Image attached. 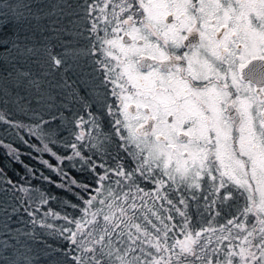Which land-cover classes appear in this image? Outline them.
I'll list each match as a JSON object with an SVG mask.
<instances>
[{"label":"snow or ice","instance_id":"1","mask_svg":"<svg viewBox=\"0 0 264 264\" xmlns=\"http://www.w3.org/2000/svg\"><path fill=\"white\" fill-rule=\"evenodd\" d=\"M7 8L17 18L24 15L11 4ZM86 10L90 17L97 10L100 13L89 28L97 33L89 54L99 53L95 71L102 75L98 87L104 89L95 92L94 102L112 118L118 147L135 167L129 170L118 163L116 169L97 173L96 194H90L81 209L85 216L71 221L77 231L61 230L84 253L83 259L73 258L75 264H106L102 258L114 253L118 264H264V0H103V6L94 2ZM0 15L7 17L8 12L0 8ZM47 54L53 67L59 68L67 51L54 55L48 49ZM83 124L79 117L76 127ZM91 124L100 127L95 117ZM84 138V131L75 135L76 141ZM66 146L81 156L77 143ZM111 174L130 182L125 186L137 193L144 192L137 181L157 185L156 198L184 217L183 224L169 225L165 219L175 218L156 212L152 215L162 227L144 217L154 232L131 223L128 211L135 215V197L125 208L129 192L121 196L105 185ZM115 183L119 186L121 180ZM172 185L177 191L192 190L193 196L195 190L206 189L213 205L238 204L236 214L219 229L190 230L186 212L176 208L167 193L160 195V189ZM82 187L91 193V185ZM20 191L28 189L21 186ZM39 199L48 203L43 194ZM178 203L187 206L183 198ZM88 215L91 219L85 218ZM101 216L104 225L97 220ZM121 224L135 229V235L127 233L130 243L123 249L114 247L111 238ZM85 225L93 227L85 232ZM177 227L182 238L174 231ZM217 231L221 235L209 251ZM78 233L83 238L78 239ZM116 235L119 240L125 233ZM129 254L135 255L128 259ZM12 264L31 262L22 257Z\"/></svg>","mask_w":264,"mask_h":264},{"label":"trees","instance_id":"2","mask_svg":"<svg viewBox=\"0 0 264 264\" xmlns=\"http://www.w3.org/2000/svg\"><path fill=\"white\" fill-rule=\"evenodd\" d=\"M83 3L88 4L87 0H0V8L8 12L7 17L0 15V117H3L0 119V250L10 257V260L8 256L4 260L8 264H12L11 258L14 256L17 257L16 260L27 257L31 264H75L74 257L84 258L82 249L66 239L69 233L61 234V230L67 228L77 231L71 221L85 216L81 211L85 207L84 201L90 198V194H96L97 185L92 181L95 177L93 178V171L89 167L79 165L80 170H76L72 164L69 165V160L60 164L55 157L72 154L73 149L66 145L73 142V132L68 129L69 125L67 129L63 128L68 118H84V128L89 136L87 140L93 142L92 138H96L95 142H99L106 140L105 137L110 138L95 144L96 147L86 144L85 149L84 146H79L91 158L89 164L113 165L116 169L120 163L129 170L135 167L133 159L118 147L119 141L114 136L112 118L94 102L95 98L91 99L89 96L86 79L90 77L92 80L95 77L97 82L94 84L97 86L102 75L95 71L94 60L99 57V53L96 56L87 55L76 49L83 42L91 49L97 35L89 31L91 21L87 19L90 17L87 13V21L80 23V6ZM10 4L24 15L17 18L8 10L7 5ZM77 20L79 25L75 23ZM84 26L86 34L82 30ZM85 36L87 40H84ZM48 49L54 55L67 51V55L61 57L66 59L61 67H53L47 54ZM88 70L91 75H84ZM101 89L98 87V90ZM86 105H90V109ZM89 111L92 115L88 114ZM93 117L100 123L98 129L91 124ZM45 121L48 123H44ZM45 144L49 150H45ZM58 168H64L62 172L69 176L73 174L71 177L75 181L91 185V193L84 190L72 191L68 186L60 185L62 179L57 172ZM118 180H121L119 186L112 179L105 181V185H111L121 196L123 192H129L128 202L123 205L125 208L133 203L132 197H135V215L133 216L132 209L128 211L131 223H139L142 228L146 227L149 232H154L144 217L147 215L154 224L162 227L152 215V212H156L164 218L173 216L175 219L172 221L165 219V223L169 225L183 224V217L171 205L156 198L157 185L137 181L144 189V192L137 193L134 187L129 190L125 186L130 182L121 177ZM21 186L28 189V192H21ZM176 187L172 185L169 189L166 186L160 189V195L167 193L175 207H181L187 214L189 212L191 224H196L198 221L192 217L191 211H195V207L202 202L207 204V200L203 197V201L197 199L201 195L195 193L193 196L192 190L189 192L180 188L177 191ZM41 194L48 200L47 204L40 202ZM181 198L186 200L187 206L178 203ZM116 203L119 205L121 201ZM90 211H95V208ZM104 211L107 212L108 209L104 208ZM113 211L119 217V211L115 208ZM85 218L91 219V216ZM97 220L100 225H104L102 216L97 217ZM92 227L85 225L84 231L87 232ZM108 227L111 230V226ZM121 230L125 235L117 240L116 233ZM177 230H180L179 227L174 229L176 233ZM129 231L135 235L134 228L121 224L112 233L114 247H127L130 243L127 237ZM99 234L98 231L94 233L97 237ZM81 238L83 237L78 233V239ZM105 244L107 245V238ZM144 247L147 248V245ZM107 251L108 248L105 247V252ZM115 255L103 257L102 260L106 264H118ZM132 255L135 254H129L127 258L131 259ZM4 261L0 260V264Z\"/></svg>","mask_w":264,"mask_h":264},{"label":"rangeland","instance_id":"3","mask_svg":"<svg viewBox=\"0 0 264 264\" xmlns=\"http://www.w3.org/2000/svg\"><path fill=\"white\" fill-rule=\"evenodd\" d=\"M85 5L86 4L83 3L80 6V13H81L80 15L82 17V19H80V23H83V21H85V22L87 21L86 20V13H87L86 6L87 5L86 6ZM88 18L89 17H87V19ZM75 23H76V25H79L78 20ZM81 25H83V24H81ZM82 30H83V32L85 34L87 33V30H86L85 26L83 27ZM83 32H81V34ZM84 40H87L86 36L84 37ZM83 44H84V46H82ZM83 44H81L79 47H76V49L78 48V50H81L82 52H85L88 55L91 49L88 48L87 47L88 45L85 44L84 42H83ZM86 63H88V62H86ZM76 71H78V70H76ZM82 72L83 71H81V73ZM89 73H90V71L88 70V73H86L84 75H87V74H88L87 76L91 75ZM92 80H93V82H92ZM92 80L90 79V77L88 79H86V81L89 84V96H90L91 99L95 98V92H101V93L103 92V89L98 90V84H96L97 86H95V84H94V82H97V79H95V77L94 78L92 77ZM109 102H111V101H109ZM76 121H77V118L71 119V120L68 118V121L66 120V124H63V128L67 129V125H69L68 129H70L71 132H73L72 135H71L74 138L73 142L77 143L78 148H79L80 145H82V146H84L86 144L93 145V144H98L101 141H104V142L108 141V140L102 139L99 142H95L96 138L95 139L92 138L93 142L91 140H87L86 138L89 137L88 133H87L88 132L87 129L84 128L85 127L84 124H83L82 128H77V127L74 128V126L76 125ZM80 131H84L85 132V138H84L83 141H76L75 140V135L79 134ZM85 149H87V148L85 147ZM79 150L81 152V156H79V157L75 156V152H74V150H72V154L70 156H72L73 159L69 160L70 161L69 165L71 166V164H72V167L74 169H76V170H80L79 165L81 167H89L93 171V178L95 177L92 180L93 182L96 183V175H97L98 172H99V174H103V172L105 171V168L114 169L113 165H107L104 168H101V167H99V165H101V164H98V163H94V164L90 163L89 164L88 161H86L85 159H82V158H87L88 157V156H86L83 153L84 150H82L81 148H79ZM55 157H56L58 163H60V164H63V162L67 161V159H65V157L58 156V155H55ZM66 157H68V156H66ZM75 165H77V167ZM92 165H96V167H98L97 170H96L98 172L95 171L96 167L93 168ZM56 167H58V164L56 165ZM99 168H100V171L98 170ZM57 170H58L57 172L59 173V176L62 179V181L59 183L60 185H64L65 187L68 186L72 191H76V192H82V190H84L82 186L85 185V184L75 181L71 177V176H73V174L70 173L71 176H69L66 173H63L62 171L64 170V168L63 169L62 168H58ZM68 173H69V171H68ZM118 178H119L118 176H116L114 174H111V179L113 181L118 180ZM63 179H64V181H63ZM66 180H67V182L69 184L67 182H65ZM73 181H74V183H73ZM174 187H176V185H174ZM182 188L183 187H181V189ZM188 191L190 192L191 190H188ZM195 193H197V194L199 193L201 195L200 197H197V199L199 198V199L202 200L201 197H205V196H208L209 199H207V202H208L207 204H206V202H202L198 206H196L195 209L197 211L196 210L195 211H191L192 217H194L195 220L198 221V222H196V224H194V225L191 224L192 219L190 218L189 212H188V214L186 213L187 217H188V220H189L190 230L195 231V230H199V229L206 228V227H209V226L219 229V226L221 224L225 223L227 219H230L233 215L236 214V208L239 206L238 204H232L231 207L229 206L228 203H225V205L223 207L219 206V204L213 205L211 203L212 197L209 195V191L208 190H206V189H198V190H195ZM239 203L242 204L243 201H240ZM218 211L221 213V215H219V216L216 215V212H218ZM183 219H184V217H183ZM209 221H211V225H209ZM233 231L235 232V229ZM179 232H180V230H177L178 237L182 238V236H179ZM219 235H221V233L219 231H217L216 235L212 236V244L209 245V249H208L209 251L211 250V248L216 246V244H217L216 236H219ZM201 243H204L203 239L201 240ZM227 243H228L227 241L224 242V244H227ZM237 243H238V241H237ZM221 247H223V245H221ZM7 256H8V254H4V252L2 250H0V260H2V261L6 260L9 257V256L8 257ZM16 258L17 257L14 256V258H11V260L12 261L16 260ZM220 258L223 259V256L220 255ZM9 260H10V257H9Z\"/></svg>","mask_w":264,"mask_h":264},{"label":"flooded vegetation","instance_id":"4","mask_svg":"<svg viewBox=\"0 0 264 264\" xmlns=\"http://www.w3.org/2000/svg\"><path fill=\"white\" fill-rule=\"evenodd\" d=\"M87 2H88V4H91V3H94L95 2L96 4H98L100 6H103V0H87ZM118 2H119V0H113V3H118ZM107 11L109 13H111V11H112V5H109V8H108ZM99 15H100V13L97 10V11H95L93 13V15L91 17H89V20L91 21V24H92L94 18L97 17V16H99ZM109 19H111V15H109ZM98 23H99V28L102 29L104 27V23H103L102 19ZM99 35L103 36V32H100Z\"/></svg>","mask_w":264,"mask_h":264}]
</instances>
